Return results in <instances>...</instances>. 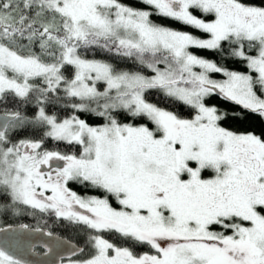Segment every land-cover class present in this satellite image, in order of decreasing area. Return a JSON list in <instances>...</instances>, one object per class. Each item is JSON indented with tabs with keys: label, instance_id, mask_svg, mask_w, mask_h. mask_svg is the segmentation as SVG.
<instances>
[{
	"label": "snow or ice",
	"instance_id": "1",
	"mask_svg": "<svg viewBox=\"0 0 264 264\" xmlns=\"http://www.w3.org/2000/svg\"><path fill=\"white\" fill-rule=\"evenodd\" d=\"M137 2L145 7L0 0V216L81 230L83 246L68 244L61 264H264V130L232 131L222 126L228 113L207 103L216 94L264 119V0ZM193 48L226 51L249 72ZM96 51L141 70L88 58ZM150 90L188 114L150 102ZM56 108L71 114L60 118ZM48 140L79 153L50 150ZM70 183L98 194L80 195ZM8 244L0 239V264H27ZM137 246L152 251L137 254Z\"/></svg>",
	"mask_w": 264,
	"mask_h": 264
},
{
	"label": "trees",
	"instance_id": "2",
	"mask_svg": "<svg viewBox=\"0 0 264 264\" xmlns=\"http://www.w3.org/2000/svg\"><path fill=\"white\" fill-rule=\"evenodd\" d=\"M122 3L126 5H130L133 8H144L145 6L141 3H138L137 0H121ZM198 16L201 15L200 13H196ZM152 19L163 26L172 28L174 30L178 31H186L189 32L192 35H195L199 38L206 39L208 38L207 34L202 33L200 30L193 29L190 26L183 25L182 23L178 21H174L170 18H160L158 16H153ZM210 19V17H209ZM225 49H227V45L225 44ZM194 54L207 58L209 60H212L216 62L219 66H223L231 71H237L241 73L247 74L249 72V69L246 67V62L242 61L238 58H232L227 56V52L220 53L215 52L211 50H199V49H190ZM250 54H255L254 52ZM88 58L90 59H100L107 62H111L115 65H117L119 68H123L125 70H133L138 71L141 70V67L139 65H134L133 61L131 60H123L118 57H114L108 53L96 51L95 54L88 53ZM145 74H150L147 69L143 70ZM212 79L215 80H223L224 77L219 73H212L210 74ZM146 98L152 102L157 104L160 107H164L167 110L175 111L180 115L186 116L188 114V109L184 106H182L179 102H175L171 100V98H167L163 95V93L156 91V90H150L149 93L146 94ZM207 103L211 105H215L219 109H221L224 112L228 113L227 118L222 121V126L236 132H247V131H255L259 133L260 131L264 130V119H262L259 115L249 112L248 110L243 109L241 106L234 104L233 102H228L222 99L221 97H217L216 95H213L211 98L207 100ZM9 107H12L13 105L10 103L8 105ZM3 105H0V108H2ZM31 106H27L25 108V111L29 114L32 111ZM50 111H55L56 114L63 118L67 115L71 114L70 109H63V108H56V109H50ZM77 115L80 116L81 119L87 120L90 124H99L103 123V120L101 118H97L95 116H92L91 114L86 113H77ZM121 119L124 122H128L127 119L123 116H121ZM137 123L142 121H136ZM31 135L33 137L38 138L39 133L38 132H22L21 136ZM45 147L50 150H57L62 153H79V146L78 145H68L64 142H55L48 140L45 142ZM205 175H209V173H205ZM69 187L72 188L74 191H77L80 195H93L98 194L94 190L81 187L77 184L70 183ZM115 206V205H114ZM10 225H28L29 228L36 229L38 227L46 229L48 231H51L53 234L68 239L75 244L79 246H83L84 244V234L81 230L75 228L74 226H69L66 222L60 223V222H54L52 218L47 219V225L45 226L43 222L38 223L37 218L33 216L28 215H20V216H0V228L4 226H10ZM106 238L112 239L113 237L106 234ZM130 246V245H125ZM37 252H41L40 250L36 249ZM133 251L137 254H141L144 252H150L152 251L148 246H137L133 248Z\"/></svg>",
	"mask_w": 264,
	"mask_h": 264
},
{
	"label": "water",
	"instance_id": "3",
	"mask_svg": "<svg viewBox=\"0 0 264 264\" xmlns=\"http://www.w3.org/2000/svg\"><path fill=\"white\" fill-rule=\"evenodd\" d=\"M8 228L11 231L0 232V239L7 236L9 238L8 250L17 258L26 261L27 264H61L60 257L68 253L67 245H77L55 234L47 236L48 230L46 229H43V232H35L29 227L22 229L20 225L4 226L0 229ZM36 249L41 252H37Z\"/></svg>",
	"mask_w": 264,
	"mask_h": 264
},
{
	"label": "rangeland",
	"instance_id": "4",
	"mask_svg": "<svg viewBox=\"0 0 264 264\" xmlns=\"http://www.w3.org/2000/svg\"><path fill=\"white\" fill-rule=\"evenodd\" d=\"M254 53H255V52H254ZM196 70L198 71L199 69H196ZM219 74H221V75L223 76V74H222V73H219ZM223 77H224V76H223ZM224 79H226V77H224ZM224 79H223V80H224Z\"/></svg>",
	"mask_w": 264,
	"mask_h": 264
}]
</instances>
